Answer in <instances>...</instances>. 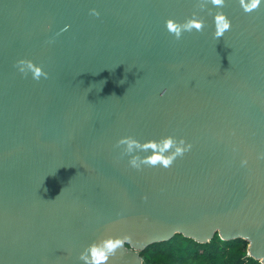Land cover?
I'll return each mask as SVG.
<instances>
[{
	"label": "water",
	"instance_id": "obj_1",
	"mask_svg": "<svg viewBox=\"0 0 264 264\" xmlns=\"http://www.w3.org/2000/svg\"><path fill=\"white\" fill-rule=\"evenodd\" d=\"M248 3L0 0V264H86L109 237L107 264H142L216 233L264 264V0Z\"/></svg>",
	"mask_w": 264,
	"mask_h": 264
},
{
	"label": "trees",
	"instance_id": "obj_2",
	"mask_svg": "<svg viewBox=\"0 0 264 264\" xmlns=\"http://www.w3.org/2000/svg\"><path fill=\"white\" fill-rule=\"evenodd\" d=\"M247 246L242 239L221 240L217 233L203 244L175 234L147 246L139 256L142 264H261L248 255Z\"/></svg>",
	"mask_w": 264,
	"mask_h": 264
},
{
	"label": "clouds",
	"instance_id": "obj_3",
	"mask_svg": "<svg viewBox=\"0 0 264 264\" xmlns=\"http://www.w3.org/2000/svg\"><path fill=\"white\" fill-rule=\"evenodd\" d=\"M214 4L221 5L223 4V0H213ZM260 3V0H250V3L245 5V11L251 12L253 9L257 8ZM98 15V14H97ZM202 23L200 22H189V25L186 26V30L191 32L192 28H195L197 31H202ZM230 23L226 19L224 15H217L215 17V37L220 38L224 35V33L229 30ZM168 30L171 33H174L177 38L180 37V29L175 23H172L171 21L168 23ZM29 63V65L33 68L32 77L35 80H39L41 75H44L45 78L47 77V74L42 73L35 65H32L30 61H24L19 60L17 63L23 64V63ZM126 142L128 144V151L131 152L133 150V145L136 143L135 141L126 140L122 141ZM181 143H184L181 141ZM172 144V141L166 140L164 147L165 149L169 148ZM148 147H152L155 149L157 145L155 143H150L147 145ZM190 147V145L188 146ZM187 150V148L184 149H177L176 155L181 156L183 153ZM176 157L173 156L171 158H166L163 155H161L159 152H154L152 157L146 159V163L151 166H163L164 168H168L172 165L174 159ZM133 167H137L135 158L131 161ZM127 239V237H125ZM123 240L121 238H112L109 237L108 239L103 241V245H98L96 243H93L89 245L87 251L90 254V258L81 256V259L86 260V264H107L110 257H113L116 255V250L118 248H122L123 246Z\"/></svg>",
	"mask_w": 264,
	"mask_h": 264
}]
</instances>
